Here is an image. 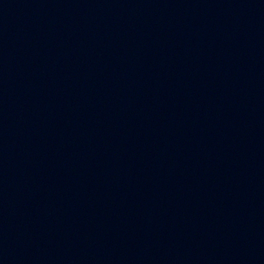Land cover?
<instances>
[{
    "label": "water",
    "instance_id": "water-1",
    "mask_svg": "<svg viewBox=\"0 0 264 264\" xmlns=\"http://www.w3.org/2000/svg\"><path fill=\"white\" fill-rule=\"evenodd\" d=\"M0 264H264V0H0Z\"/></svg>",
    "mask_w": 264,
    "mask_h": 264
}]
</instances>
